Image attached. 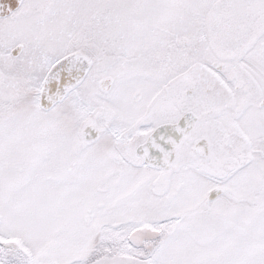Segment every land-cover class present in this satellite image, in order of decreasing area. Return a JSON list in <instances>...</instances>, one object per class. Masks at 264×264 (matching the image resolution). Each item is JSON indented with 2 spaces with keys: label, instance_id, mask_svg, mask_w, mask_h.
<instances>
[{
  "label": "snow or ice",
  "instance_id": "snow-or-ice-1",
  "mask_svg": "<svg viewBox=\"0 0 264 264\" xmlns=\"http://www.w3.org/2000/svg\"><path fill=\"white\" fill-rule=\"evenodd\" d=\"M0 264H264V0H0Z\"/></svg>",
  "mask_w": 264,
  "mask_h": 264
}]
</instances>
